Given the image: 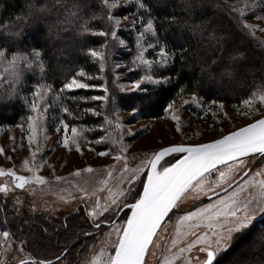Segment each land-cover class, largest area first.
Here are the masks:
<instances>
[{
	"label": "trees",
	"instance_id": "1",
	"mask_svg": "<svg viewBox=\"0 0 264 264\" xmlns=\"http://www.w3.org/2000/svg\"><path fill=\"white\" fill-rule=\"evenodd\" d=\"M135 1L137 3L133 2L123 15L133 16L143 26L152 22L154 50L158 54L165 48L169 56L164 57L168 64L156 74L162 83L144 88L145 93L139 95L116 98L122 110L137 112L139 120H156L166 115L169 103L174 105L184 96H193L205 105L215 103L239 108L245 99L253 101L264 93V41L243 27L246 20L264 15L259 5L252 16L237 22V11L226 0ZM108 15L101 0H0V51L6 53L0 62L10 65L9 73L0 80V128L27 127L28 117L34 113L29 102L36 99L39 103V99L32 96L38 84L53 85L52 92L48 93V121L52 132L60 127V120H65L70 126L85 129L87 137L92 139L94 129L106 126L101 117L82 111L95 108L106 115L103 102L84 103L73 97L104 95L97 90L105 84L101 66L90 55V50L98 51L103 42L100 36L88 34V25L93 32L109 33L112 24ZM126 43L131 61L136 56L135 40L132 38ZM34 50L41 53L39 59ZM153 55L149 53V58ZM11 56L19 57L14 66L9 63ZM27 57L35 61L32 68L27 66ZM81 69L87 74L86 82L96 87L58 91L73 76L79 78ZM140 78L137 75L130 82H138ZM56 96H59L58 101H54ZM65 107L73 116L64 113ZM11 208L13 204L0 194V230L10 232L11 229L18 235L26 220L35 216L21 217ZM60 219L55 220V225L64 228L65 223ZM85 223V217L70 219L71 228L78 232L85 229ZM46 226L49 230L53 227ZM52 229L55 233V228ZM34 230L41 241L44 240L41 230ZM260 235H264V217L236 235L214 264L228 262L245 242ZM83 239L84 236H80L78 240L83 242ZM57 244L58 241L53 240L39 243L47 256L59 251ZM64 245L62 242L59 246ZM258 246L252 264H264V240H259ZM248 251L242 254L246 256Z\"/></svg>",
	"mask_w": 264,
	"mask_h": 264
},
{
	"label": "rangeland",
	"instance_id": "2",
	"mask_svg": "<svg viewBox=\"0 0 264 264\" xmlns=\"http://www.w3.org/2000/svg\"><path fill=\"white\" fill-rule=\"evenodd\" d=\"M133 2L136 1L117 0L116 7L111 11L114 15L121 17L118 25L109 19L112 24L109 35H97L102 38L103 43L98 52L104 56V60L101 61L98 57L93 56L100 66L103 64L101 68L102 81L105 83L104 87L109 89L107 93L103 91L104 87L97 89L103 92V96L109 97V100L103 102L106 107V115L115 116L116 120L122 123L124 130L115 125L107 126L105 122L104 128L106 130H93L92 139H89L85 129H78L81 134L79 140L82 152L78 153L74 148L68 151L61 145L63 130L61 129L60 132L51 131L48 121L50 98L48 93L44 94V99L39 100L38 103L41 111L34 112L32 116L38 117L37 143L41 150L37 153L36 159L42 162L39 174L46 177L49 183L28 185L25 189H17L14 187L15 181L12 177H0V185H9V193L3 194V196L13 204L14 208L11 209L21 217H24L25 214L35 216L32 220L25 219L27 222L20 227L18 235L10 229L11 237L0 239V252L3 253L0 255V264H18L19 258L27 259L28 252L34 257L47 256L39 245L44 240L58 241L59 245L64 242L70 247L72 251L67 257L68 264H94V261H103L106 257L100 255L101 241L104 239L102 233H97L95 237L84 236L83 240L85 241L83 242L78 239L74 240L73 233H78V230L70 226L72 216L85 217L87 224L85 223L84 230L93 231L86 216V205H90L91 201L84 197L83 192L75 190L77 185L92 191L101 186V181L109 180L110 186L114 183L120 184L128 181L129 187H131L129 178L134 177L136 180L135 192H140V185L143 180L140 173L147 166V161L152 158L150 156L152 152L178 143L196 146L205 144V142L216 141L218 138L238 130L241 126H246L264 117V104L259 102L258 97L251 101L250 106L243 105L236 108L225 104H222L223 107H221V104L215 103L205 105L193 96H184L172 108V112L181 117L179 130L176 123L171 119L169 109L163 118L156 120H139L137 119V112L122 110L116 98L121 100L123 96L145 93L144 88L154 85L147 83L145 77L151 76L157 79L158 69L164 66L160 64L164 57L162 58L160 53H156L152 44L154 29H149L148 24L143 26L133 16L125 17L123 15L125 9L130 8ZM226 2L231 4L234 11H237L247 1L226 0ZM256 9L257 7L249 9L246 11L245 17L242 18H249L254 11H257ZM262 16L264 15H256L253 20L245 19V24L254 25L256 29L250 31L252 34L255 31L254 35L264 41V19H258ZM117 26L118 34L113 35ZM132 38L136 44V56L130 61L128 56L130 50L127 48L126 41ZM152 52L154 55L150 59L149 53ZM144 55L146 61H143ZM147 61L151 62V68H149ZM9 70L10 65L5 61L2 64L0 62V80L9 73ZM137 75L141 76L138 81L141 82L139 87L130 82V79ZM68 91L71 90H65V92ZM58 98L59 96H56L54 101H58ZM28 134L27 127L0 128V147L3 148V152H0V167L15 169L20 175H30L24 168L25 163L32 160L33 147L27 141ZM102 136H111V139L105 140L103 143H95V140ZM113 140H122L128 145L127 161L114 159L118 154L119 144H112ZM113 148L116 151H113ZM100 151H109L110 155L101 157L98 155ZM166 159L160 166V172L157 173L159 177L164 175L168 168L174 164L170 157ZM125 163L130 166L127 171H123ZM135 164L136 167L132 168ZM89 166L94 168L93 173L84 171L81 176H75L77 169H86ZM112 169H115L114 175L108 177L107 171ZM229 172L231 173L230 177L226 176ZM245 174H249L248 180L254 181L251 192L256 202H249L248 211L254 214V219L250 218L249 226L256 224L264 216L262 214L264 213V202L260 200L261 195H264V157L260 155L247 157L221 167L195 182L180 198L174 214H171L173 215L172 220L166 222L164 229L158 235L157 239L161 247L155 250V258L147 257L149 264H163L164 257L170 254L168 251L170 248L169 240L174 237V228L180 220L185 219L188 215H195L204 208L214 205L219 199H223L225 193L214 199H209V197L225 190ZM56 176L62 177L63 180L56 181ZM248 180L243 179L242 181L247 184ZM124 191L128 195L124 199H120L119 204L132 202L130 200L134 198L135 192H129L128 188H125ZM70 193L76 196L75 200L69 199ZM17 199L22 203H17ZM116 215L119 216L118 213ZM121 215L129 216L130 211L124 209ZM59 218L67 223L68 231L55 225V220ZM41 220L52 225V228H55V233L52 232V228L49 230L45 223H41ZM113 223L115 224V221ZM123 223L121 220L117 227L122 226ZM230 226L225 225V230ZM34 229L41 230V236L44 240L41 241ZM44 229H47V233L43 231ZM108 230L107 228L104 229L105 232ZM0 231H4V229ZM239 233H234L233 238ZM59 234L62 235L58 238ZM50 236L51 239H49ZM30 238L34 241L30 242ZM232 240L224 246L223 250L217 251V257L218 255L220 257L221 253L229 248ZM259 240H264V235H260L250 242H245L243 247H240V250L223 264L254 263L252 258L259 251ZM21 242L26 249L25 252L19 251ZM246 249L249 251L244 256L242 253ZM192 258L199 264V261L205 259V254L194 250Z\"/></svg>",
	"mask_w": 264,
	"mask_h": 264
},
{
	"label": "snow or ice",
	"instance_id": "3",
	"mask_svg": "<svg viewBox=\"0 0 264 264\" xmlns=\"http://www.w3.org/2000/svg\"><path fill=\"white\" fill-rule=\"evenodd\" d=\"M102 5L107 7L109 13L108 19L113 20L117 23L121 17H118L112 13V9L116 7L117 0H101ZM111 5V7H110ZM259 5L264 9V0H252L251 3H244L242 8L237 9L236 21L241 22V18L245 17L246 11L249 9H254ZM234 7V6H233ZM258 19H264V16L258 17ZM147 27L149 29H154V24L149 22ZM244 28L254 30L256 27L250 24H244ZM90 35H100L107 36L109 33L105 31L93 32L91 25H88ZM255 31H253V34ZM118 34V26L113 35ZM155 47V45H153ZM35 51V50H34ZM90 55L93 57H98L101 61L104 60V56L95 50H90ZM5 51H0V61L5 59ZM35 56L37 59L41 57L39 51H35ZM160 56L168 57L169 53L164 48ZM19 60L17 56H11L9 61L13 66ZM143 61H146V56L144 55ZM142 61V62H143ZM149 68H151V62L147 61ZM35 64L33 59L27 57V66L32 68ZM161 65H167L168 60L162 59ZM42 71H44L43 63ZM103 64H101V68ZM86 72L81 69L78 73L79 78L73 76L67 82L63 83L62 87L58 91L64 90H83L96 87L89 82H86ZM96 79V77H92ZM147 83L150 84H160L162 81L160 79L153 78L151 76L145 77ZM141 82H134V86L139 87ZM53 90L52 84H38L35 91L32 92V96L38 98L39 100L44 99L45 93H50ZM103 91L107 93L109 89L105 86ZM73 99H79L81 102L87 103L88 101L99 100L101 102L109 100L108 96H92V97H73ZM258 100L260 103L264 104V93L258 95ZM30 107L33 112H40L41 108L38 106L36 99L31 100ZM251 101L245 99L243 104L245 106H250ZM221 107L223 105L221 104ZM173 104H168V109L172 121L176 123L177 129L179 130V121L181 117L174 112H172ZM64 113L68 116H73V112L68 109H63ZM86 114H92L94 116L101 117L107 126L115 125L117 128L124 130L122 123L116 120V117H109L108 115H102L100 110L95 108L82 109ZM75 118V117H74ZM37 116H29L27 129L29 134L27 135L28 143L33 147L31 153L32 160H28L25 163V170L30 173V175H20L15 169H5L0 167V177H12L15 181L14 187L17 189H25L28 185H45L49 181L46 177L39 174L42 167V162L37 161V153L40 152V146L37 143ZM60 127H57L55 131L60 132L63 130V138L61 145L68 151L73 148L78 152H82L81 143L79 140L80 132L76 126H70L65 120H60ZM264 128V119L255 120L246 126H241L235 133L227 134V139L218 138L217 141L221 144V153H230L233 147H237L240 144H247L253 141L255 134L259 129ZM94 130H106L103 126L100 129ZM187 135V134H186ZM111 139L109 137H100L95 140V143H103L105 140ZM217 141L205 142V146H211ZM112 144H119L118 154L114 157L116 161L125 160L127 161V151L128 145L122 140H113ZM190 147H196L195 145H185L182 143L174 144L171 146H165L160 148L158 151H154L150 154L152 157L147 161V166L143 168L140 176L143 177L142 183L140 185V192H135L136 180L134 177H130L131 187H129L128 181L123 183L111 184L109 180L101 181V186L92 191L86 188L76 186V191L83 192L84 197L91 201L90 205H86V216L88 222L93 231H87L81 229L78 233H73L74 240L79 239L80 236L85 237H95L97 233H102L104 239L101 241L100 255L106 257L103 261H94V264H149L147 257L151 256L155 258V250L160 248L161 245L158 243V235L164 229L166 222L172 220L174 210L178 204V200H175L169 204L160 203V194L158 187H154L152 177L150 173L153 168L156 172H160V164L162 161L167 160L166 158H171L173 162L179 161L183 157L187 156L188 149ZM113 151H116L113 148ZM0 152H3V148L0 147ZM99 156L105 157L110 155L109 151H100ZM210 155H215L212 153ZM245 156L253 157L260 155L264 157V150H258L257 152H245ZM244 156H234L232 159L242 160ZM230 163L231 161H226ZM139 163V162H138ZM136 163V164H138ZM133 166L132 168L136 167ZM34 165V166H33ZM219 167V165H216ZM130 166L125 163L123 171H127ZM93 173L95 170L93 167L89 166L86 169H77L75 176H81L82 172ZM115 169L108 170L107 176L112 177L114 175ZM248 175L245 174L244 180H248ZM259 175V174H258ZM226 176L230 177L231 173H227ZM56 181L63 180L62 177L56 176ZM254 181L248 180L245 184L243 181H238L236 184H232L231 187L225 189V197L219 199L217 203L209 207L204 208L202 211L196 213L195 215H188L185 219L180 220L175 226V235L169 240L170 248L169 255L164 257L163 264H197L192 258L193 251H199L205 254V259L199 261V264H213L217 257V251L223 250L224 246L232 240L234 233H239L249 226L250 218L254 219V214L248 211L250 203H255L251 188ZM128 188L129 192H135L134 198L124 204H119L120 199H124L128 193L124 191ZM10 188L8 184L0 185V194L9 193ZM230 193V194H229ZM97 197H99L97 199ZM69 199L75 200L76 196L69 194ZM260 200L264 202V195H261ZM17 203H22L17 199ZM127 209L130 211L131 215H121L122 210ZM145 209H152L154 211V220L151 225L145 228L142 213ZM78 211V209H75ZM119 214L117 216L116 214ZM264 214V213H262ZM123 220V225L117 227L120 221ZM115 221V224L113 223ZM223 222V223H222ZM225 225H231L225 230ZM65 231H68L67 223L63 225ZM109 229L107 232L104 229ZM47 233V229L43 230ZM11 233L7 230L0 231V239L10 238ZM51 239V236L49 237ZM166 239H168L166 237ZM59 247L58 252H53L51 256L44 257H34L30 252L27 254V259L21 257L18 259V264H68L67 257L71 254L72 249L67 245ZM21 252H25L26 249L23 247V242H21V247L19 249ZM3 253L0 252V255ZM187 254V255H186Z\"/></svg>",
	"mask_w": 264,
	"mask_h": 264
},
{
	"label": "water",
	"instance_id": "4",
	"mask_svg": "<svg viewBox=\"0 0 264 264\" xmlns=\"http://www.w3.org/2000/svg\"><path fill=\"white\" fill-rule=\"evenodd\" d=\"M261 119H264V117ZM232 133H235V131ZM223 138L227 139L228 137L226 135ZM220 149L221 144L219 141L211 146H205V144H202L196 145V147H190L188 149L187 156L183 157L179 161H176L161 177L157 175L155 168H153L150 173V176L152 177L151 182L154 187H158L159 189L160 203L169 204L175 200L179 201L183 194L203 176L221 167L239 161L232 159V157L244 156V158H247L248 156L244 155L245 152H257L258 150H264V128L259 129L251 143L240 144L237 147H233L230 153L222 154ZM212 153H215V155H210ZM226 161L231 162L228 163ZM216 165H219V167ZM155 176H158L161 179L156 180ZM244 176L238 181H242ZM238 181L233 184H236ZM229 187H231V185ZM224 193L225 190L210 196L209 199H214ZM142 216L145 228H147L154 220V211L152 209H145Z\"/></svg>",
	"mask_w": 264,
	"mask_h": 264
},
{
	"label": "bare ground",
	"instance_id": "5",
	"mask_svg": "<svg viewBox=\"0 0 264 264\" xmlns=\"http://www.w3.org/2000/svg\"><path fill=\"white\" fill-rule=\"evenodd\" d=\"M155 179L158 180V179H161V178H159L158 176H155Z\"/></svg>",
	"mask_w": 264,
	"mask_h": 264
}]
</instances>
